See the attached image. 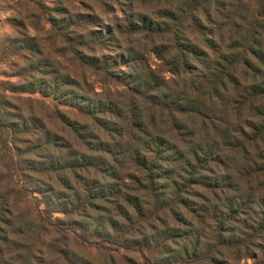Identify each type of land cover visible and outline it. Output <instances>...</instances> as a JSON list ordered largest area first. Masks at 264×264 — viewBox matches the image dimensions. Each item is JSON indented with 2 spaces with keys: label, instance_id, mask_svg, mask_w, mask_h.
Returning <instances> with one entry per match:
<instances>
[{
  "label": "trees",
  "instance_id": "trees-1",
  "mask_svg": "<svg viewBox=\"0 0 264 264\" xmlns=\"http://www.w3.org/2000/svg\"><path fill=\"white\" fill-rule=\"evenodd\" d=\"M67 1L16 0L0 264H264V0Z\"/></svg>",
  "mask_w": 264,
  "mask_h": 264
},
{
  "label": "rangeland",
  "instance_id": "rangeland-1",
  "mask_svg": "<svg viewBox=\"0 0 264 264\" xmlns=\"http://www.w3.org/2000/svg\"><path fill=\"white\" fill-rule=\"evenodd\" d=\"M146 0H128L129 3V11L132 12H140L144 15H146L148 18L153 20L161 21V19L157 18V13L161 7H165L164 4H162L164 1L160 0L162 3H158L157 1H153L149 4H146L143 6L144 2ZM65 3L67 5L68 9H73V5L70 4L67 0H40L39 5L37 6V12H34V14H38V10L41 9V11L44 10V12H47V9L54 8L58 5H61ZM76 7H80V11L84 12L88 8L87 6H81L78 3H75ZM92 7H96L95 5H90ZM157 11V12H156ZM95 12H97L99 15L98 21L94 25V29L99 30L101 32H104V27L102 28V25H108L109 23V16H105V14L101 13L100 8H95ZM114 14L117 16H121L120 12L116 11V9H113ZM46 18V16H45ZM46 20H40V22H37L36 24L42 28H40V32H37V30L32 28V25L29 24L28 20H24L20 13V7H17L16 0H0V80H9V81H15L16 77L10 76L16 71V62L17 59L8 52L7 48L10 46V42L13 40H20L24 39L27 36H34L38 41L42 40L43 38L47 37V34H44V30L48 27ZM22 23V24H20ZM24 25V26H23ZM142 39V38H140ZM36 40V41H37ZM37 41V42H38ZM135 43V44H134ZM130 41V44L136 45V40ZM39 44V42H38ZM146 45V54L145 56L148 59V63H150L151 67L154 68L158 64V61L154 57V55L150 52L149 44ZM57 61H59L60 65L63 62L62 60L57 58ZM67 67V66H66ZM68 68V67H67ZM72 68H70L71 70ZM87 77V76H86ZM89 81L92 84V87L94 88L95 92H99L101 88V84H99L95 79H90V77H87ZM46 102H53L51 101V98H45ZM61 107V106H59ZM0 150H2L0 148ZM33 196L39 197L37 194H33ZM26 203L27 204H33L34 200L28 197ZM38 199V198H37ZM30 206V205H29ZM41 207V206H40ZM55 215V214H54ZM135 259H138V257H135ZM141 262V260H138ZM242 264H250L251 260H242Z\"/></svg>",
  "mask_w": 264,
  "mask_h": 264
}]
</instances>
